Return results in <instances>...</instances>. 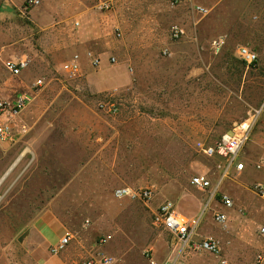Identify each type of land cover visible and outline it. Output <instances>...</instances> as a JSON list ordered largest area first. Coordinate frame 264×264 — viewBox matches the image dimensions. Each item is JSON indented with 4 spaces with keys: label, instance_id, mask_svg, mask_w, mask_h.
Here are the masks:
<instances>
[{
    "label": "rangeland",
    "instance_id": "rangeland-1",
    "mask_svg": "<svg viewBox=\"0 0 264 264\" xmlns=\"http://www.w3.org/2000/svg\"><path fill=\"white\" fill-rule=\"evenodd\" d=\"M36 1L0 16V97L44 82L22 114L28 134L0 143V180L25 155L0 187V264H34L28 238L45 210L74 235L73 255L90 253L72 264L164 262L177 241L153 225V205L192 193L206 213L197 233L218 240L221 252L190 254L191 264H264V197L257 194L264 170L256 168L264 160V111L256 114L264 103V0H70L71 12H55L60 31ZM101 2L112 9L100 11ZM174 26L186 32L178 41ZM240 46L257 52V66L241 62ZM90 54L102 59L100 68ZM75 55L81 74L70 79L63 66ZM111 55L117 63L109 64ZM22 56L30 67L14 77L5 63ZM249 121L250 140L236 161L246 170L225 180L210 203L191 179L207 174L216 184L224 162L201 147ZM176 131L180 139L169 138ZM120 188H149L154 198L148 205L119 200ZM223 195L231 209L221 207ZM219 211L224 224L214 220Z\"/></svg>",
    "mask_w": 264,
    "mask_h": 264
},
{
    "label": "built area",
    "instance_id": "built-area-1",
    "mask_svg": "<svg viewBox=\"0 0 264 264\" xmlns=\"http://www.w3.org/2000/svg\"><path fill=\"white\" fill-rule=\"evenodd\" d=\"M39 2L36 1L35 4ZM100 11H110L112 4L110 2H101L98 6ZM199 14H206L204 8H198ZM75 26L79 27L80 23L76 22ZM185 29L180 26H174L171 30V40L178 41L185 35ZM237 56L247 68L257 66L259 63V55L255 50L248 46H240L237 50ZM92 67L94 69L100 68L102 65V59L93 54L89 55ZM109 64L117 63V58L113 55L108 57ZM31 60L28 56H22L16 60H10L5 63V68L14 77H20L27 69H29ZM82 61L79 55H75L69 62L64 64L63 70L70 79H75L81 74ZM44 86L43 80H36L31 92H18L11 98L0 97V143H17L21 141L27 134V126L22 124V114L35 100V91ZM99 106L102 109H109L110 112L116 114L118 107L114 103L100 102ZM264 111V103L259 111H256L257 115L262 114ZM248 126L243 128L244 125L234 131L233 136L226 135L220 141L211 146L201 147L202 152L210 158H220L224 164L221 166V176L219 181L214 184L212 179L208 175L198 174L191 179V185L196 190L207 193L210 202H214L219 194V190L222 187L225 180H228L234 176H240L246 170V165L243 162H236L239 155L242 153L244 147L250 140L251 123H247ZM256 168L258 170H264V160L257 163ZM257 194L264 197V185L257 187ZM115 198L121 200L125 198L139 200L148 205L153 198L154 192L149 188L145 189H131L120 188L115 190ZM233 200L223 195L221 197V205L226 209L233 207ZM205 213V210H204ZM201 216L193 218L182 217L176 208V205L172 201H166L159 205L152 213L153 225L169 233L175 238L177 244L173 249V255L171 258L164 262H158L153 258L149 261V264H191L187 259L190 254H211L219 255L221 252L220 242L212 237H198V229L202 222ZM214 220L218 224H224L227 221V215L224 212H217L214 215ZM259 233L264 241V226L259 230ZM74 236L71 233H67L60 241L55 245L51 252L53 255H59L65 249H67ZM104 264H112L114 259L111 257L103 258ZM221 264H228L223 260Z\"/></svg>",
    "mask_w": 264,
    "mask_h": 264
},
{
    "label": "crops",
    "instance_id": "crops-1",
    "mask_svg": "<svg viewBox=\"0 0 264 264\" xmlns=\"http://www.w3.org/2000/svg\"><path fill=\"white\" fill-rule=\"evenodd\" d=\"M25 1L27 0H0V16L5 15L7 13L9 6L10 7L15 6L19 8ZM38 1L39 3L40 2L42 3V13H44V15H46L49 18L48 22L50 24V27L60 31L59 28L57 29V25L53 24V23L58 24L55 12L59 11L61 14L62 13L67 14L68 12H71L73 9L71 6L72 1L70 0H41V1L38 0ZM54 5H56L57 7ZM81 42H83V44L88 43L87 39H83ZM122 80L119 79V82H122ZM117 84L118 83L116 82L113 85L119 87V85ZM201 175H205V174H201ZM192 194L193 195L188 194L180 198L176 203L174 202L178 213L184 218H193V217L201 216L204 213L205 207L203 200L200 197H197L194 193ZM201 194L206 195L207 193L202 192ZM159 205H153V211H155ZM205 215L206 213H204L202 220L205 217ZM67 233L70 232L64 231V229L62 228V226L60 225V223L58 222L57 218L54 216L52 211L45 210L42 213V215L37 219L36 223L33 225L31 235L28 238V247L30 246L31 248L30 253L33 258L34 264H72V262L75 261L74 259H81V260L88 259L90 253L89 254L80 253L79 257H77V255H73L72 253L74 251V247L73 248L69 247L67 251L63 252L60 255L50 254L51 248L57 245L60 239L63 238ZM204 236L198 235V237H204Z\"/></svg>",
    "mask_w": 264,
    "mask_h": 264
},
{
    "label": "bare ground",
    "instance_id": "bare-ground-1",
    "mask_svg": "<svg viewBox=\"0 0 264 264\" xmlns=\"http://www.w3.org/2000/svg\"><path fill=\"white\" fill-rule=\"evenodd\" d=\"M247 126H248V124L245 123L244 126H243V128H246ZM179 136H180V132H179V131H176V132L171 133L170 136H169V138H172V139H180ZM154 139H155V140L158 139V136H157L156 138H154ZM156 141H157V140H156ZM159 143H160V142L156 143V147H155L156 152H158V151L160 150V145H159ZM24 156H25V155L23 154V155L21 156L20 159L24 158ZM20 159L15 163V165H13V167H12L13 169L11 168L8 172L11 173V172L14 170V168L18 165ZM10 173H9V174H10ZM5 176H6V175H5ZM5 176H4V177H5ZM4 177L0 180V187L2 186V184H3L4 181H5ZM6 178H7V177H6Z\"/></svg>",
    "mask_w": 264,
    "mask_h": 264
},
{
    "label": "water",
    "instance_id": "water-1",
    "mask_svg": "<svg viewBox=\"0 0 264 264\" xmlns=\"http://www.w3.org/2000/svg\"><path fill=\"white\" fill-rule=\"evenodd\" d=\"M233 134H234V131H230V132L228 133L229 136H233ZM12 169H13V168H12ZM9 173H10V172H8V173L6 174V176L4 177V179H6V177L9 175Z\"/></svg>",
    "mask_w": 264,
    "mask_h": 264
},
{
    "label": "trees",
    "instance_id": "trees-1",
    "mask_svg": "<svg viewBox=\"0 0 264 264\" xmlns=\"http://www.w3.org/2000/svg\"><path fill=\"white\" fill-rule=\"evenodd\" d=\"M244 64V63H243ZM245 65V64H244Z\"/></svg>",
    "mask_w": 264,
    "mask_h": 264
}]
</instances>
